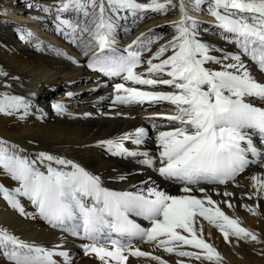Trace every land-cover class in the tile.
Wrapping results in <instances>:
<instances>
[{"label":"snow or ice","instance_id":"1","mask_svg":"<svg viewBox=\"0 0 264 264\" xmlns=\"http://www.w3.org/2000/svg\"><path fill=\"white\" fill-rule=\"evenodd\" d=\"M189 3L193 10L206 6L217 21L213 27L237 51L216 49L204 42L199 22L189 15ZM175 7L174 0H59L56 20L57 30L63 31L65 38L73 43L79 41L78 46L83 49L96 45L97 50L87 63L93 71L136 85L173 88L169 92L148 91L116 83L114 101L169 102L175 107L174 114L163 118L180 126L158 132L160 167L155 170L168 180L182 183L185 195H169L148 186V181L133 191H115L105 187L99 175L73 160L44 151L33 157L19 146L0 140V170L18 182L12 189L0 184V196L21 215L38 216L53 228L90 241L82 245L85 254H94L102 264H127L129 256L150 257L167 264L160 256L133 248L128 242L132 238L154 242L179 257L222 264L221 253L204 238L200 218L215 226L226 242H230V237L260 242L258 233L244 227L238 217H230L221 202L213 200L212 189L200 185L235 182L250 165L264 160V149L253 140L259 134L260 143L264 144V107L250 102L256 98L264 101V83L255 78L244 59L248 57L264 71V0H179L180 19L168 25L175 29V35L160 43L155 51L151 46L162 37L154 29L141 33L125 49L117 48L112 38L116 21L126 18L120 13L147 19L149 13L163 15ZM63 13H74L76 19L63 18ZM32 35L27 33L29 38ZM217 51L221 55H213ZM56 52L64 54L60 49ZM207 64L220 67L213 70ZM4 87H8L7 83ZM52 106L58 113L65 111L61 103ZM21 109L23 119L29 114L25 97L0 91V114L11 116ZM147 137L148 130L140 127L98 144L113 155L144 156L141 163L153 166L154 159L147 152L130 151L124 144L129 141L139 146ZM250 179L255 191L246 194L248 198L264 196V173L253 174ZM192 186H199L197 191L203 194L202 198L191 194ZM222 195L234 194L225 191ZM21 198L34 206V213L25 212ZM223 203L233 208L230 201ZM242 206L259 214L258 204ZM133 217H143L151 226L142 227ZM185 246L194 250H183ZM58 248L25 241L0 227V255L9 264H58L56 256L64 257V264H72L70 254Z\"/></svg>","mask_w":264,"mask_h":264},{"label":"bare ground","instance_id":"2","mask_svg":"<svg viewBox=\"0 0 264 264\" xmlns=\"http://www.w3.org/2000/svg\"><path fill=\"white\" fill-rule=\"evenodd\" d=\"M145 1L148 0H138L139 3ZM174 2L177 8L173 15H171L174 10L172 8L163 15L149 13L150 18L147 19H140L128 12L120 13L121 17L126 18L116 21L117 28L112 37L114 40L121 39L123 46L118 49H125L126 44H131L141 33H147L149 29H154L155 34L162 37L152 44L153 51L164 40L175 35V29L172 27L169 30L157 27L158 21L172 22L180 19L179 0ZM58 4L59 0H0V72L7 73L6 76L0 75V91L23 96L29 102V114L23 119L20 118L23 109L11 116L0 114V140L19 146L26 154L33 157L36 153L44 151L73 160L86 170L99 175L103 185L115 191H133L141 187L143 182L148 181V186L157 187L169 195H185L182 191L184 187L182 183L168 180L155 170L160 167L159 148L156 143L158 132L180 126L178 122L163 118L164 115L174 114L175 107L169 102L120 104L114 101L116 83H125L127 87H139L148 91L169 92L173 91V88L166 85H136L125 82L120 77L113 80V77H103L102 73L88 68L89 59L81 54L83 48L78 46L79 41L73 43L65 38L63 31L57 30ZM188 7L189 15L199 22L201 38L204 42L216 49L237 51L235 45L229 44L220 34V30L213 27L217 21L207 12L206 6L203 10H193L189 3ZM13 8L16 9L14 10L16 14H11ZM61 15L63 18L76 19L74 13ZM20 19H23L20 23L26 26L16 28L11 21L19 22ZM15 32H18V38ZM29 32L33 34L31 38L27 36ZM85 39H87L86 35ZM153 39L155 40V37ZM91 48L97 50L95 44L91 45ZM56 49H63L64 51H61L64 54H57ZM67 51L70 54H67ZM213 55L219 56L221 53L217 51ZM144 56L147 57L148 53L145 52ZM244 59L255 78L264 83V71H260L248 57ZM206 67L218 70L220 66L207 64ZM56 82L60 83L62 89L59 93L55 89ZM5 83L8 85L6 88ZM87 87L93 88L89 93L80 95L81 90ZM250 102L258 107H264V101L258 98L250 99ZM54 103L63 104L65 111L58 113L52 106ZM86 113L90 115H85ZM148 117L155 118L148 119ZM153 124L156 125L155 128L152 127ZM140 127L148 130L145 143L138 146L124 141V144L130 151L147 152L149 157L154 159L153 166L141 163L145 159L144 156L113 155L98 144L99 141L116 139ZM253 140L257 147L264 149L259 134H255ZM249 159L253 157L249 155ZM259 173H264V160L250 165L245 172L236 177L235 182L230 181L227 185H200L212 189L213 200L221 202L220 206L226 214L233 218L238 217L244 227L259 234L260 242L236 237H230V242H226L215 226L200 218L204 238L221 253L222 264H264V196H252L249 199L246 195L255 191L250 177ZM0 184L9 189L18 186V182L4 174L2 170H0ZM192 187L191 194L202 198L203 194L197 191L199 186ZM225 191L234 195L223 196L222 193ZM226 200L233 204V208H228L223 203ZM21 203L26 213L35 212L34 206L27 199L21 198ZM245 204L253 206L258 204L259 214L249 212L242 206ZM150 226V222L146 220L142 227ZM0 227L8 229L25 241L35 242L49 249L59 246L57 250H64L70 254L72 264H102L94 254L80 255L82 245L86 243L81 237L53 228L38 216L32 218L21 215L9 206L2 196H0ZM128 242L133 248L160 256L167 261V264H178L181 260L184 264H194L191 258L168 253L163 248L157 247L154 242H146L139 238H132ZM183 250L194 249L185 246ZM54 259L58 264H64V257L56 256ZM0 264H9V261L0 255ZM127 264H159V262L150 257L129 256ZM200 264H210V262L204 261Z\"/></svg>","mask_w":264,"mask_h":264},{"label":"rangeland","instance_id":"3","mask_svg":"<svg viewBox=\"0 0 264 264\" xmlns=\"http://www.w3.org/2000/svg\"><path fill=\"white\" fill-rule=\"evenodd\" d=\"M35 4H37V2L35 3ZM177 8V6L174 8V10H172L173 11V13L171 14V15H173L174 13H176V9ZM13 11L11 12V14H16V12H14V10L16 11V9L15 8H13L12 9ZM21 21H19V22H17V21H15V20H12L11 22H12V24L16 27V28H20V27H23V26H26V25H24L23 23H20V22H23V19H20ZM26 20V19H25ZM169 20H165V21H158V24H157V27H164L165 29H170L171 27H169L168 25H169ZM164 24V25H163ZM15 36H16V38H18L17 36H18V32H15ZM87 36V35H86ZM155 37V36H154ZM153 37V38H154ZM119 38V37H118ZM20 39V38H19ZM119 40V41H118ZM118 40H115V43H116V46H117V48H121V46H123V44H122V42L120 41L121 39L119 38ZM119 43H121V44H119ZM128 46V44H126L125 45V47H127ZM91 46L88 48V49H85L86 51H87V55H85V50L84 49H82L81 50V54L85 57L86 56V58L87 59H90L91 57H92V53L93 52H95L96 51V49L95 48H91ZM62 51H64L63 49H61ZM68 52V51H67ZM84 53V54H83ZM67 54H70V52H68ZM105 75L103 74V77H104ZM116 78H118V77H113V80H116ZM108 81V80H107ZM111 81V80H110ZM55 85H56V91H57V93H59L62 89L60 88V83H58V82H56L55 83ZM93 87H87L86 89H84V90H81V93H80V95H83V94H86V93H89L91 90L90 89H92ZM79 96V95H78ZM191 262L192 263H194V264H200V263H203L204 261H198V260H195V259H193V258H191Z\"/></svg>","mask_w":264,"mask_h":264}]
</instances>
